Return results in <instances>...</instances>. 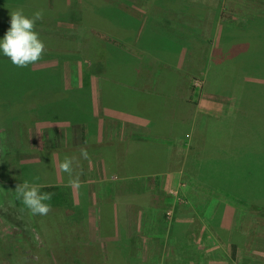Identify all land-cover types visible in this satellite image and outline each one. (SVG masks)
Masks as SVG:
<instances>
[{"label":"rangeland","instance_id":"1","mask_svg":"<svg viewBox=\"0 0 264 264\" xmlns=\"http://www.w3.org/2000/svg\"><path fill=\"white\" fill-rule=\"evenodd\" d=\"M30 1L33 2L32 9L29 6ZM52 1V10L49 12L44 9L43 15L67 19L73 24H70V27L76 29L85 28V36L82 34L83 31L72 30L70 36L72 37V33H75L76 41L72 39L73 42L69 43L68 50L70 54L74 52L75 54L79 52L78 55L82 52L88 54L87 57L84 56L88 59V63L85 65L79 63L75 66L76 72L66 74L59 72L61 67L57 63L60 59L56 58L57 54L51 57L47 51H44L38 63L21 68L14 66L7 57L0 53V126L5 123V128L0 127V264H59L56 257L49 252L47 256L44 248L40 249L46 246L35 228L37 215L33 216L16 198L15 187L18 183L28 181L38 185L39 188L41 186V192L51 191L54 197L46 203L52 204L53 210L41 217L45 225H55L62 218H67L75 211L76 206L77 212L80 211L78 206H80L81 192L79 201L73 203L72 200H76V197L72 199L71 196L77 189L67 187L64 179L69 178L68 174L61 172L59 174V169L54 170L53 168L58 164L52 161L47 162L46 154L41 156L40 150L72 151L71 156H74L75 160L73 175H79V180L86 182L90 178L96 181L103 179V172L100 173L96 169L95 162L99 155H94V150L97 149L42 148L51 140H48L47 136H42L44 120L70 115L78 107L79 112L83 110L86 112L88 109V94L77 96V101L80 103L79 106L77 104V109L72 104L62 102L61 98L65 91L59 88L58 84L61 86L64 82L73 80L90 82L98 79L96 81L102 83V86L105 84L110 86V81L115 82L118 88L114 87L111 90L103 88V100L106 103L103 107L107 108V114L109 108L120 112L127 111L128 106L124 104V101L122 102V99H125L126 93L124 86L131 87V84L118 80L119 77L128 80L131 72L136 70L139 74L133 83L141 82V89L145 92L156 90L166 63L156 54L148 51L145 53V48H140L135 40L132 43L125 40L136 27L137 29L140 27L141 37L143 36L144 39L155 37L159 40L161 36L157 35L167 31L164 25L159 28L158 18H163L174 25L177 24L179 30L186 32L185 37H179L184 38V43L181 45L180 51L182 52L176 62V87L173 91L176 98L190 100L187 115H193L192 131H196L198 122L205 119L203 115L210 114L222 118L229 133L236 134L240 138V146L234 144L233 148H239L240 151L242 148H264V99L258 97V94L263 93L264 87L263 85L257 87L258 84L264 83V78H252L243 74V78L238 81L245 89L243 95L236 94L229 84L211 85L206 80L208 73L213 74L212 61L215 63L223 61L229 53L238 56L237 58L245 59L242 55L245 43L228 41L226 44L228 47H226L220 41L230 38L231 34H235L234 32L238 29L241 30L243 27L240 24L243 25L246 19L249 20L255 16L264 17V0ZM42 2L43 0H0V19L7 18L9 12L18 8L31 16L37 10L43 11L39 8ZM175 5H180V7ZM120 11H126L129 16L126 17ZM77 13L80 14L78 15L80 22L75 21L76 18L73 19ZM135 20L140 21L138 25L135 24ZM9 27L10 24L0 22V39ZM105 27L108 28V32L104 30ZM116 33L119 35L121 33L124 37L118 38ZM96 44L112 47L113 51L116 50L115 58L124 53V50L129 51L138 60L135 63L136 69L134 70L132 66L130 58L133 57L130 56L121 61L110 59L107 66L108 73H103L104 66L100 64H98L100 74L87 72L88 67H85L89 66L90 60L88 48L96 47ZM227 48L231 50L226 52ZM208 49H212L211 58H209V53L207 55ZM232 60L236 61V58L233 57ZM241 70L246 69L241 68ZM82 91L88 93L86 89ZM110 91L111 94H109ZM52 95L56 98H51ZM39 97L40 100H37ZM64 97L68 98L69 94L66 93ZM41 118L43 121L40 120ZM160 140H164L171 150L167 166L179 168V170H172L178 172L179 175H174L172 171H169L171 174H165L168 172L164 171V175H160V181L156 182L151 175L140 174L138 176L141 177L124 179L116 173V180H124L114 187V194L118 196L133 194L146 198L149 195H158L170 199L166 203L165 198L160 202L167 207L166 210L172 209L173 212L181 211L191 215L200 212L205 227L215 234V244L224 239H227L229 244L228 252L223 251L222 254L218 252L217 254L221 256L217 258L213 255L212 261L217 264H264V158H262L264 152L256 153L261 156L257 161L250 160V157L255 158V152L240 157L241 152L239 154L229 153V156L222 158V162H213L214 158L205 159L212 170L209 172L211 175L207 173L202 176V171L198 173L200 161L188 152L191 141L187 137L183 135L161 137ZM194 144V148H199L196 141ZM37 146L40 148H34ZM81 149L87 151V159L81 156ZM227 150L229 151V148ZM213 152L209 149L210 154ZM162 178L165 182H169L168 186L162 182ZM51 183L53 185H50ZM43 186H51L52 190ZM206 199L211 200L210 210H214L217 214L213 220L199 210L204 207L205 202L207 204ZM58 201L60 202L54 203ZM57 204L58 208L55 207ZM121 206L123 209L124 203H121ZM74 217L77 218L78 215ZM200 227L197 223L195 224L196 230ZM190 228L192 237L195 231L192 226ZM146 229L148 228H144ZM24 232L27 233L25 236ZM77 235L80 237L79 233ZM84 237L92 241L89 234ZM216 237L220 239L218 242H216ZM230 245L236 246L235 256L231 254ZM11 246H15L14 251ZM97 251L96 253L102 257V251L99 248ZM227 253L228 257L223 258ZM106 254L105 251L103 256L105 257ZM104 257L103 260H105ZM98 260L95 264H109L106 260L105 262ZM150 264L164 263L160 261L150 262Z\"/></svg>","mask_w":264,"mask_h":264},{"label":"crops","instance_id":"2","mask_svg":"<svg viewBox=\"0 0 264 264\" xmlns=\"http://www.w3.org/2000/svg\"><path fill=\"white\" fill-rule=\"evenodd\" d=\"M29 6L32 9L34 7L33 2L30 1ZM52 7V0H43L42 4L39 5L43 12L44 9L50 12ZM125 13L127 12L125 11ZM78 15V13L74 15L73 19L76 18L75 21L80 22ZM158 21L162 22L164 20L163 18H158ZM0 22L10 24V15L7 18L0 19ZM70 24L72 23H69L67 19L56 18L53 15H43V19L37 21L35 25V31L38 32L40 39L45 44V51L51 57H54L55 54L58 55L56 58L61 59L57 60L61 67L59 72L66 74L76 72L75 66L79 65V63L83 65L88 63V59H86L88 54L84 52L81 55H78L79 52L70 54V50H68L69 43L73 42V40L74 42L76 41L74 39L76 38L74 37L75 33H72V37L70 36L72 30L76 28L70 27ZM76 30L83 31L82 34L85 36V28H77ZM137 31L138 33H136L135 37H139V33H141L140 27ZM93 42L95 43L96 41ZM105 47L108 48L109 55L106 56L107 53H98L99 56L97 58H101L98 60L92 54L89 66L85 67H88L86 69L87 72L91 71L94 74L98 72L100 74L101 72L98 71V64H100L104 66L103 73H108L109 60L115 58L111 55L113 49L108 46ZM144 50L147 53V49ZM124 53L129 57H133V54L129 51L127 52V50H124ZM131 60L136 61V58L133 57ZM96 80L98 79H93L90 82L73 80L64 82L61 86L58 84V87L62 88L65 94H69L68 98L64 97L65 94L62 95V102L72 104L76 109L77 104L78 106L80 104L77 101V96L88 94V109L86 112L84 110L79 112L80 108L78 107V111L76 110L70 115H62L52 120L45 119V126L42 127L44 130L42 136H47L48 140L51 139L42 148H95L97 150H94V155H99L95 163L97 171L103 172V179L96 181L90 178L86 182L80 179L81 189L70 186L77 189L75 194L71 196L72 199L76 197V200H72L73 203L79 201V193L81 192L80 203L84 204L78 206L80 207L79 212H77V206L75 205V211L69 216L66 214L68 217L65 218L70 223L79 225L76 229L80 237L76 235L74 239V235L69 236H73L76 247L81 250V254L78 257L81 260V264H95L99 258V260H103L105 251L107 254L104 259L109 264H150V262L156 263L160 261H163L164 264H217L211 260V257L215 255L218 258L221 256L217 254L218 252L221 254L223 251L224 253L228 252V240L224 239L221 240L222 242H218L220 239L216 237L218 244H215V234L205 227L200 212L191 215L181 211L173 212L172 209L166 210L167 207L160 203L165 197L158 195H149L146 198L144 196H134L133 194H124L123 196L114 194L115 190L113 189L121 180L141 176H138L140 174L126 175L122 177L124 179L116 180L115 174L119 173L116 171L117 169H122V167L115 166L111 158L121 151L119 150L118 153L116 152L117 150H112L113 148H124L123 154L128 153L127 155H129L134 151V149L130 148H151L152 146L149 143L166 144L164 140H160L161 137L176 136L170 133L161 134L162 131L152 128L148 118L130 111L120 112L109 108L107 114V108L103 107L106 104L103 100V88L111 90V88H118V86L111 81L109 82L110 86L106 84L102 86V83ZM84 89L88 93L82 91ZM109 94H111V91ZM51 98L56 97L52 95ZM37 100H40V97ZM125 102H129V100L124 99ZM3 125L0 126L1 129L5 128V123ZM12 130L14 131L13 127ZM167 165L165 164V166L161 167V172L144 175H151L158 182L161 179L160 175H164V171L168 172L165 174H171L169 171L179 170V168H172ZM53 169H59L58 165H55ZM172 173L179 175L175 171H172ZM68 180L69 178L64 179L67 187L69 186ZM162 182L166 183L167 186L169 185V182H165L164 178H162ZM54 184L58 185V183ZM50 185H53V183ZM164 201L166 203L170 199L165 198ZM188 201L190 202V199ZM210 201H207L209 205L204 201L206 205L204 204V207L199 208V210L202 214L207 215L206 217H211V220H213L217 214L214 210H210ZM121 203H124L123 209ZM75 215H78L79 218H75ZM196 223L198 227L201 226L197 230L195 228ZM190 226L195 231L192 237L190 235ZM64 228L67 229V226H64ZM144 228L148 229L144 230ZM87 234H89L92 241H88L84 237ZM232 246L230 245L231 254L235 256L236 246ZM98 248L102 251V257H100L99 253H96ZM226 257H228V253L223 256V258ZM105 260L103 261L105 262Z\"/></svg>","mask_w":264,"mask_h":264},{"label":"trees","instance_id":"3","mask_svg":"<svg viewBox=\"0 0 264 264\" xmlns=\"http://www.w3.org/2000/svg\"><path fill=\"white\" fill-rule=\"evenodd\" d=\"M175 6L180 7V5ZM120 12L126 15V17L129 16L125 13V11ZM244 22L245 23H243V25L240 24L243 27L241 30L238 29L236 32H234L235 34H231L230 38L228 37L222 40V42L220 41V43L226 47H228L226 45L228 41L232 43H245V49L242 53V55L245 56V59L243 60L242 58H237L238 56H233L231 53H229V55H227V57L223 61L217 63H215V61H212L211 67H214L213 74L210 72L207 74L208 76H206V80H208L211 85L229 84L230 87H233L235 93L238 95H243L245 91L243 85L238 83V81L243 78V74H245L246 76H251L252 78H264V52H261V50H264V17L255 16L250 18L249 20L246 19ZM158 23L159 28L164 25V27H166L167 29V31H164L162 34L160 33L157 35L161 36V39L159 40L155 37L144 39L143 36L141 37V33H139L138 38L135 37L136 33H138L137 27L128 35L129 39L128 37L125 38L129 43H132L135 40L139 44L138 46L140 48H145L147 49L146 51L158 55L159 58L161 57L162 60L166 63V66H164V69H162L156 90L154 92H145V90L141 89V82L136 84L133 83L139 74L138 71L135 70L137 67L135 63H137L138 61L137 59L136 61H132L130 58L135 72H131L128 80H125L121 77H119L118 79L122 82H126L125 84H131V87L124 86L126 91L124 98L129 100V102L124 103L128 106L127 111L148 118L150 120L152 128L154 127V129H156L157 131H162L161 134L170 133L176 137H180L182 135L187 137L191 141L188 152L193 154L194 157H196L200 161V170L198 167V173L199 171H202V176H205L207 173L210 174L209 172L212 170L210 169V165L205 162V159L208 158H214L213 162H222V158L224 156H229V153L239 154L241 152V154L239 155L240 157L241 155L247 156V154H252L250 152H255V158L253 159L250 157V160H259L261 156L256 153L264 152V148H242L241 151L238 150L239 148H233L232 145L234 144H239L240 146V138H238L236 134L229 133L228 128L222 121V118L210 114L205 116L203 115L202 117L205 119H202L203 121L198 122L196 131H192L193 128L191 129V120L193 115H187V109H189L190 100H182L176 98L175 92L173 91L176 87V62L177 60H179L182 52V50L180 51L181 45L184 43V38L179 37H185L186 32L179 30V28H177V24L174 25L168 20H164L162 22L158 21ZM135 24L138 25L137 20H135ZM99 29L103 30L101 27H99ZM107 29V27L104 28V30L106 31ZM117 29L120 28L117 27ZM116 35L118 38L124 37V35H122L121 33L120 35L119 33H116ZM229 49L227 48L226 52H229ZM149 50H152L154 52H151ZM208 50L207 55L208 53L210 54L212 49ZM88 51L90 53L89 57L94 54L97 58L99 56L98 53L109 54L108 48H106L104 44H96V47H89ZM115 51L111 53L112 57H114ZM211 56L212 54L209 55V58H211ZM128 57L129 56L126 53H121L117 58H114L121 61L124 59H128ZM233 57L236 58V61L232 60ZM241 68H245L246 70H241ZM209 71H211V69ZM261 85H263L264 87V83L258 84L257 87H260ZM121 89L123 88L121 87ZM207 90H211V88H207ZM262 91L263 93L258 94V97L264 99V88L262 89ZM183 112L185 113L181 114ZM184 116L185 118H183ZM197 117L199 118L198 114ZM194 141H196L199 148H194ZM149 144L150 146H152L151 148H136L134 149L133 153L129 155H127L128 153L123 154L124 152L122 151L124 148H113L112 150L115 149L118 153L119 150L121 151L119 154L113 155L111 158L115 166L122 167V169H117L116 172H119L118 174H120L122 177L126 175L161 172V167L165 166V164H167L168 162L171 150L170 148H168L167 144ZM228 148L229 151L227 150ZM209 149H212L214 152L210 154ZM246 151L248 152L246 153ZM71 152L72 151L68 150H58L55 152L51 150H40L41 156L42 154L44 156L46 154L47 162L52 161L53 163L56 162V164L62 161L65 156L74 157L71 156ZM262 158H264V156ZM217 159L218 161H215ZM228 161L232 162L234 160ZM43 187L52 190L51 186ZM50 192L51 191H49V193ZM53 197L54 196L52 195V198ZM60 201L54 203H59ZM80 204L84 205L83 203ZM50 205L52 207V204ZM55 207L58 208L59 205L57 204V206ZM52 210L53 208H51V211ZM36 217L37 219L35 228H37V231L39 232L46 246L41 247L40 249L44 248L45 254L47 256H49V254H52L54 257H56L59 260V264H81V260L78 258L81 254V250L76 247L75 241H73V236H69L75 234V231H77L76 227H78L79 225L77 223H70L65 218H62L60 221L57 220L58 222L55 225H45L43 223V220L41 219V217L43 216L37 215ZM64 226H67V229L64 228ZM26 234L27 233L24 232L23 235L25 236ZM77 234L78 233L74 235V239ZM59 235H61V237ZM30 236H32L31 232ZM58 241H60V243H58ZM11 248L12 251L15 250V246H11Z\"/></svg>","mask_w":264,"mask_h":264},{"label":"clouds","instance_id":"4","mask_svg":"<svg viewBox=\"0 0 264 264\" xmlns=\"http://www.w3.org/2000/svg\"><path fill=\"white\" fill-rule=\"evenodd\" d=\"M10 27L0 39V53L7 57L16 67H28L38 63L45 51V44L35 31L37 21L43 19V11L37 10L31 16L24 13L23 9H15L9 12ZM81 156L88 158L86 150L81 149ZM74 158L65 156L58 163V168L62 174H68V185L76 188L80 187L79 175H73ZM16 198L33 215L44 216L51 211V205L46 203L51 201L52 194L41 192L38 185L24 181L15 187Z\"/></svg>","mask_w":264,"mask_h":264}]
</instances>
